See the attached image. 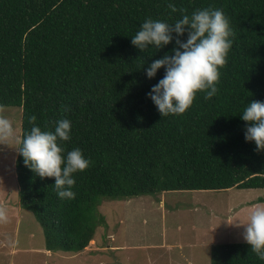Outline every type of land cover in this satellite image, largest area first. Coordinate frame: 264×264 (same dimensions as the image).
I'll list each match as a JSON object with an SVG mask.
<instances>
[{"label":"trees","instance_id":"obj_1","mask_svg":"<svg viewBox=\"0 0 264 264\" xmlns=\"http://www.w3.org/2000/svg\"><path fill=\"white\" fill-rule=\"evenodd\" d=\"M172 2L177 12L169 15L168 0H0V106L21 109L20 136L30 116L42 129L69 119L66 150L79 147L90 158L72 174L75 197L62 199L54 178L34 173L17 149L19 202L42 227L47 250L81 251L105 224L102 199L264 189V150L245 141L239 113L250 100L264 101V0ZM209 6L234 31L218 91L209 99L198 91L185 112L161 116L145 94L163 66L151 79L144 67L171 54L173 43L141 52L131 36L146 18L171 22L180 9ZM210 264L264 260L246 242H222L212 246Z\"/></svg>","mask_w":264,"mask_h":264},{"label":"rangeland","instance_id":"obj_2","mask_svg":"<svg viewBox=\"0 0 264 264\" xmlns=\"http://www.w3.org/2000/svg\"><path fill=\"white\" fill-rule=\"evenodd\" d=\"M3 114L16 139L0 144V264H210L214 244L245 242L243 224L264 204L258 201L264 189L237 188L102 199L97 208L105 224L81 251L46 252L42 227L19 202L21 109L3 106Z\"/></svg>","mask_w":264,"mask_h":264},{"label":"clouds","instance_id":"obj_3","mask_svg":"<svg viewBox=\"0 0 264 264\" xmlns=\"http://www.w3.org/2000/svg\"><path fill=\"white\" fill-rule=\"evenodd\" d=\"M167 7L169 15L177 12L172 0H168ZM179 11L180 17L171 22L146 18L131 36V43L141 52L155 51L173 43L171 54L165 52L144 67L146 78L151 79L163 66L162 78L145 94L161 116L185 112L198 91L204 92V99L212 98L218 91L219 69L227 62L226 57L233 44V28L220 8L209 6L190 14L183 9ZM185 33L186 37L181 39ZM239 113L247 122L245 141L253 142L257 151L264 150V101L250 100ZM36 119L35 115L29 117L31 127L21 134L15 145L18 153L24 165L38 176L54 178L53 185L59 198L72 199L75 197L72 174L87 168L90 158L85 157L79 147L66 150L64 142L69 141L72 135L69 119L55 121L51 129H42L35 123ZM15 139L13 121L3 114V106H0V144H8ZM243 226V239L256 256L264 260V204L251 209Z\"/></svg>","mask_w":264,"mask_h":264},{"label":"crops","instance_id":"obj_4","mask_svg":"<svg viewBox=\"0 0 264 264\" xmlns=\"http://www.w3.org/2000/svg\"><path fill=\"white\" fill-rule=\"evenodd\" d=\"M3 190H4V189H3ZM4 191H5V190H4ZM46 252H51V251H47V250H46ZM48 255H49V254H48Z\"/></svg>","mask_w":264,"mask_h":264}]
</instances>
